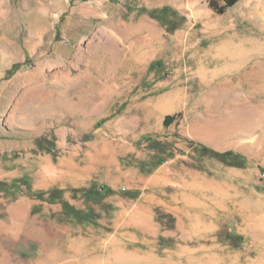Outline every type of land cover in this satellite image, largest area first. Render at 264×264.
<instances>
[{"label":"rangeland","instance_id":"374dc122","mask_svg":"<svg viewBox=\"0 0 264 264\" xmlns=\"http://www.w3.org/2000/svg\"><path fill=\"white\" fill-rule=\"evenodd\" d=\"M210 2L0 0V264H264V0Z\"/></svg>","mask_w":264,"mask_h":264},{"label":"trees","instance_id":"16d2710c","mask_svg":"<svg viewBox=\"0 0 264 264\" xmlns=\"http://www.w3.org/2000/svg\"><path fill=\"white\" fill-rule=\"evenodd\" d=\"M223 3L221 5L218 4L215 0H211V7L218 13H224L228 8L234 6L239 0H222ZM178 114H167L164 123L170 124L172 123ZM78 212V211H77Z\"/></svg>","mask_w":264,"mask_h":264}]
</instances>
